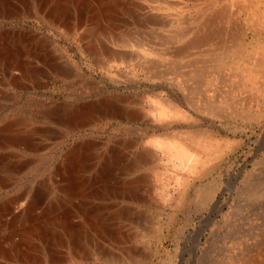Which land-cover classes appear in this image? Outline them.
I'll use <instances>...</instances> for the list:
<instances>
[{"label":"rangeland","instance_id":"374dc122","mask_svg":"<svg viewBox=\"0 0 264 264\" xmlns=\"http://www.w3.org/2000/svg\"><path fill=\"white\" fill-rule=\"evenodd\" d=\"M73 1L0 0V132L25 138L0 143V264H264L249 0ZM199 132L218 146L173 167Z\"/></svg>","mask_w":264,"mask_h":264},{"label":"bare ground","instance_id":"6f19581e","mask_svg":"<svg viewBox=\"0 0 264 264\" xmlns=\"http://www.w3.org/2000/svg\"><path fill=\"white\" fill-rule=\"evenodd\" d=\"M73 1V0H72ZM73 2H75V1H73ZM77 2H78V0H77ZM89 2V1H88ZM63 3V2H62ZM236 3V2H235ZM94 4V2H93V0L90 2V4L89 5H93ZM114 4H116V2L114 3ZM114 4H112V5H110V4H107V3H105V4H101L100 2L99 3H97V4H94L93 5V7L91 8L92 10H95L96 12V14H99V13H102V14H105L106 12H108V11H110V9L114 6L115 7V5ZM119 4V3H118ZM66 5H61V4H57L56 5V7L53 9V11H52V13L54 14V17H56V18H59V19H63V17H64V13H65V10H64V7H65ZM111 7V8H110ZM241 7V6H240ZM84 9V8H83ZM207 9V8H206ZM222 9V8H221ZM226 10V9H225ZM225 10H223V11H218V12H215L213 15H211V16H208L205 20H204V22L205 23H207V25L209 24V23H212L213 22V20L216 18V17H220L221 15H222V12L223 13H225L226 14V12H225ZM243 11H247L248 12V14H249V18H251L252 20H253V22H254V27L256 28L255 29V31H254V35H255V39L253 40V45H251V42H246L247 44V49H246V52H250V51H253L254 49H260V48H262V47H264V0H249L248 2H246V4H244V6H243ZM50 12V11H49ZM52 13H51V15H52ZM228 14V13H227ZM202 15V14H201ZM204 15V14H203ZM102 16V15H101ZM223 16V15H222ZM224 17V16H223ZM92 18V17H91ZM95 18H97L96 16H95ZM224 18H226V17H224ZM228 18V17H227ZM102 19V18H101ZM221 19H222V17H221ZM106 20V19H105ZM216 20V19H215ZM56 21V20H55ZM229 21V20H228ZM228 21H227V23H228ZM203 22V20H202V23H204ZM225 22V21H224ZM251 23V22H250ZM103 24V23H102ZM203 25V24H202ZM250 25V24H249ZM204 26V25H203ZM206 26V25H205ZM248 26V25H247ZM97 28V27H96ZM252 28H253V26H252ZM206 29V28H205ZM181 34L182 33H180V32H177V34H176V38H180L181 37ZM22 37H23V35H22ZM225 38V37H224ZM232 38V37H231ZM11 39V38H10ZM234 39V38H233ZM21 42V41H20ZM236 42V41H235ZM18 44H20V43H18ZM227 44V43H226ZM233 44V43H232ZM243 44H245V43H243ZM231 45V44H230ZM235 46V45H234ZM237 46V45H236ZM240 46V45H239ZM245 46V45H244ZM226 47V46H225ZM249 48H251L252 50H250ZM13 49V48H12ZM222 49H224V48H222ZM235 49H236V47H235ZM245 49V48H244ZM243 49V50H244ZM241 50V49H240ZM240 50H239V52H240ZM23 51V50H22ZM25 51V50H24ZM232 53H233V51L232 50H230ZM25 52H27V51H25ZM230 52V53H231ZM239 52H236V53H233V59H234V57L235 56H239V55H241V53H239ZM245 52V51H244ZM15 53V52H14ZM226 53V52H225ZM228 53V52H227ZM243 53V52H242ZM29 54H30V52H29ZM223 54V56H224V58H225V54L224 53H222ZM238 54V55H237ZM259 54V53H258ZM2 55V54H1ZM18 55H20V54H18ZM25 55V54H24ZM23 55V57H25ZM110 55V54H109ZM260 55V54H259ZM10 56V55H9ZM20 56H22V55H20ZM27 56V55H26ZM29 56V55H28ZM27 56V57H28ZM229 56V55H228ZM7 57V56H6ZM15 57V56H14ZM22 57V58H23ZM219 57H220V61H221V63H223V58H222V55H221V53H220V55H219ZM248 58V57H247ZM15 60H16V58H15ZM19 60V59H18ZM21 60V59H20ZM225 61H226V58H225ZM15 62V61H14ZM264 62V61H263ZM18 63V62H17ZM66 63V62H65ZM16 64V63H15ZM242 66V65H241ZM23 67V66H22ZM31 70V68L29 67V66H24V70H23V72L24 73H27L28 74V72ZM262 72H264V71H262ZM249 73V72H248ZM199 75V74H198ZM254 76H256L255 74H254ZM248 77H250V76H248ZM256 78V77H255ZM86 112V111H85ZM77 116V115H76ZM19 120V119H18ZM15 124V123H14ZM13 124V125H14ZM8 126V125H7ZM6 127V126H5ZM7 128V130H8V133L7 132H0V143L1 142H17V141H22V139H25L24 137H22V135H17V133H13V132H9V131H11V130H14L11 126L9 127H6ZM19 134V133H18ZM208 136L207 138H205V136ZM215 137L212 135V134H210V133H207V132H199V133H197L196 135H194L193 137H192V139H191V142H187L185 145H178V146H173V148H170V144L169 143H167V144H165V152H166V154L168 155V157H169V162L172 164V166L173 167H175V168H177V169H186L187 167H191V164L193 163V162H195V163H197L200 159H199V156H200V154L199 153H203V152H211V150H213V145H215V146H218V143H214V142H212V141H215ZM26 141V140H25ZM12 143H10V144H12ZM18 144V143H17ZM1 145V144H0ZM46 147V146H45ZM73 155V154H72ZM76 155V154H75ZM69 156V155H68ZM80 156V155H79ZM78 158V157H77ZM201 158V157H200ZM70 160H71V158H70ZM176 160H178V162H176ZM75 162V161H74ZM74 162H69L70 163V168H74L75 170H77V166H76V163H74ZM176 164H178V166L176 165ZM190 165V166H189ZM194 167H195V165H193ZM201 168H203V166H201ZM1 170V169H0ZM76 173V172H75ZM74 173V174H75ZM7 184V183H6ZM137 185V184H136ZM25 194V193H24ZM24 197V196H23ZM130 198V197H129ZM33 200H35L34 198H33ZM1 202V201H0ZM7 203V202H6ZM31 203V202H30ZM28 204H29V202H28ZM29 206V205H28ZM28 208V207H27ZM27 208H25V210L27 209ZM7 209V208H6ZM22 210V209H21ZM20 210V211H21ZM24 210V211H25ZM28 211L30 210V208H28L27 209ZM22 212V211H21ZM20 212H18L17 214H15L14 215V220H15V218H17V217H19L20 216V214H19ZM44 213V212H43ZM24 214V213H23ZM30 214V213H29ZM25 216H27V215H25ZM23 217H24V215H23ZM27 218V217H26ZM20 219H22V218H20ZM29 220H30V218H28ZM27 219V220H28ZM23 220V219H22ZM9 221V220H8ZM12 221V220H11ZM10 221V222H11ZM40 225V224H39ZM99 229V228H98ZM28 230V229H27ZM33 232H35L36 234H39L38 232H41V228H38V227H35L34 228V230H33ZM37 236V235H36ZM23 243H25V248L23 249H21V250H19L20 248L15 244L14 246H15V249H16V251H17V253L19 254V253H21V252H25V253H31L32 251H33V248H34V246L30 243V240L29 239H27V240H25V242H23ZM22 244V243H21ZM259 246V245H258ZM264 246V245H263ZM9 254V253H8ZM51 261V260H50Z\"/></svg>","mask_w":264,"mask_h":264}]
</instances>
